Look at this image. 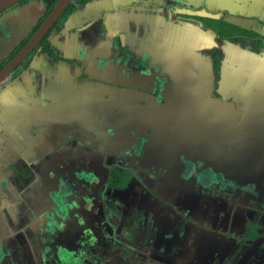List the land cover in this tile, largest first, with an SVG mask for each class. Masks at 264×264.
Wrapping results in <instances>:
<instances>
[{"label": "flooded vegetation", "instance_id": "obj_1", "mask_svg": "<svg viewBox=\"0 0 264 264\" xmlns=\"http://www.w3.org/2000/svg\"><path fill=\"white\" fill-rule=\"evenodd\" d=\"M58 2L0 13V72ZM228 18L264 26V0L68 4L0 83V264H264V35ZM187 24L213 39L184 46Z\"/></svg>", "mask_w": 264, "mask_h": 264}, {"label": "crops", "instance_id": "obj_2", "mask_svg": "<svg viewBox=\"0 0 264 264\" xmlns=\"http://www.w3.org/2000/svg\"><path fill=\"white\" fill-rule=\"evenodd\" d=\"M235 3L236 2H233V5H235ZM181 30H182V33L184 35L183 36V40H182V44L184 46H187L190 43L194 44L195 42H205V44H206V43H209L213 39V36H212V34L210 32L201 31V29L199 31L195 30L194 29V25H192V24H187L186 26H183V28ZM168 40H169V44H170V42L172 41V35H171L170 32L168 33ZM188 52L189 51H185L184 49L180 50V49H176V48H169L168 56H166L168 58L167 62L164 59L165 60V65H167V64L173 65L174 63L178 64L179 61H192V59L188 58L189 57V53ZM191 53L195 57V51H192ZM157 57L162 58L164 56H157ZM125 64L130 65V62L128 61ZM127 65L116 66L115 73L117 72L119 75L123 76V78H129L128 77V71H127V69H128ZM93 69H95V70L99 69L98 65H96V64L93 65ZM184 73L185 74H189V72L187 70H185V69H184ZM125 83H127V85L129 87L132 85V81L131 80L128 81V82H125ZM138 83H140V81H138ZM174 89H175L176 93H179V92L183 91L179 87H174ZM136 96L142 97V94L137 91L136 95H126V98L139 99V98H136ZM169 99L171 100L172 104L178 102V96L176 94H174V93H171ZM30 130L35 132V128H31ZM27 135H29V134H27ZM32 136L33 135H31V138H32ZM67 137L68 136H64L63 139L58 142V144H60V143L62 144V142L67 139ZM68 141L72 142L69 145H67L69 147L77 146V147L84 148V146H87V144H90V141H88V140L86 141V143L85 142L76 143L72 139L71 140L68 139ZM9 148H10V150H12V152H13L14 149H16V146L14 145V138L13 137H10ZM70 154H72V152H70ZM64 155H68V153L64 154L62 152H58L59 159L62 158ZM76 155L80 156V157H83L84 154L76 153ZM7 163H8V165L11 164V162H7ZM31 163H33L34 168L36 169L35 165L37 164V160L34 158V160ZM2 165H3V163H0V167ZM76 175H77L78 179L82 180V182L86 183V184L94 183L93 178L99 177V175L96 172H93V171H90V170H88L86 172L84 170L77 171ZM14 184L17 186L16 182ZM34 184L35 183H33L31 185H34ZM4 189H5V186L4 185L1 186V184H0V212L1 211L2 212L6 211L5 210L6 205L8 207H10V205H11L10 203H12L10 200H8V203H7V202H5V199L2 198L3 197L2 195L5 194ZM53 194H54L53 197H54V201H55V205L57 206V209H60L62 211H66L65 210V206H66V207H69L68 211H70L72 209V206L75 207L76 204H74L73 201H74V199H76V197L73 200H70V201L68 199V198H70L69 195L72 196V198H73L74 194L66 193V191L62 190V188H60V187L57 190L53 189ZM3 217L5 219L4 215H3ZM64 220H66L67 223L69 221V219H67V218H64ZM63 226H65V224Z\"/></svg>", "mask_w": 264, "mask_h": 264}, {"label": "water", "instance_id": "obj_3", "mask_svg": "<svg viewBox=\"0 0 264 264\" xmlns=\"http://www.w3.org/2000/svg\"><path fill=\"white\" fill-rule=\"evenodd\" d=\"M22 0H0V13L3 12L4 10L8 9L9 7L15 5L16 3L20 2ZM72 0H59L57 5L55 6L54 10L48 17V19L44 22L42 25L40 31L38 34L34 37V39L31 41L29 46L22 52L20 53L7 67H5L1 72H0V83L9 75V73L17 66L19 65L25 57L28 55L29 51L33 49L40 41L42 38L45 36V34L48 32L50 27L53 25V23L57 20V18L60 16V14L64 11V9L70 4ZM227 22L235 24L243 29L256 32V33H261L264 35V26H261L257 22H249V21H237L236 19H227ZM72 180L75 181H80L72 174ZM72 180L69 181V185L71 184ZM65 188H67V185H63ZM71 187V185H70ZM75 190L78 191L77 188Z\"/></svg>", "mask_w": 264, "mask_h": 264}, {"label": "trees", "instance_id": "obj_4", "mask_svg": "<svg viewBox=\"0 0 264 264\" xmlns=\"http://www.w3.org/2000/svg\"><path fill=\"white\" fill-rule=\"evenodd\" d=\"M54 3H55V2H53L52 6L54 5ZM224 25H225L226 27L230 28L231 30H233V33H236V32H237V29H239L240 31H243L242 29H240V28H238V27H236V26H233V25H231V24L224 23ZM223 31L227 34V31H226L225 28H223ZM225 33H221V34H219V36H224Z\"/></svg>", "mask_w": 264, "mask_h": 264}, {"label": "rangeland", "instance_id": "obj_5", "mask_svg": "<svg viewBox=\"0 0 264 264\" xmlns=\"http://www.w3.org/2000/svg\"><path fill=\"white\" fill-rule=\"evenodd\" d=\"M80 140V139H79ZM91 144V143H90ZM95 182V181H94ZM22 185V184H21Z\"/></svg>", "mask_w": 264, "mask_h": 264}]
</instances>
